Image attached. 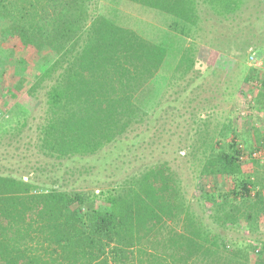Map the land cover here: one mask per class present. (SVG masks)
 Returning a JSON list of instances; mask_svg holds the SVG:
<instances>
[{"label":"trees","instance_id":"trees-1","mask_svg":"<svg viewBox=\"0 0 264 264\" xmlns=\"http://www.w3.org/2000/svg\"><path fill=\"white\" fill-rule=\"evenodd\" d=\"M211 23L218 32L207 39ZM18 48L46 66L0 90L1 101L22 95L14 107L27 112L0 144L32 133L43 159H86L185 109L179 149L198 193L188 198L168 161L97 193L0 163V264H264V127L240 132L229 117L187 110L189 96L219 88L226 66L246 70L247 57L264 55V0H0V78L15 66L23 74ZM241 81L264 116V73L247 69ZM253 152L263 159L240 160ZM208 177L227 189L198 186Z\"/></svg>","mask_w":264,"mask_h":264},{"label":"rangeland","instance_id":"rangeland-1","mask_svg":"<svg viewBox=\"0 0 264 264\" xmlns=\"http://www.w3.org/2000/svg\"><path fill=\"white\" fill-rule=\"evenodd\" d=\"M143 18H141L142 20ZM151 23L152 21H148ZM214 24V25H213ZM210 25H204L205 38L209 39L217 34V26L215 23ZM212 25V26H211ZM214 28V30H213ZM212 33V34H208ZM219 54V53H218ZM17 55L24 59L26 66L24 67L23 74H20V67H12L5 69V73L0 78V90L6 89L9 86L13 87L16 84L18 75L20 77H26L30 81L33 74L41 72L46 66L36 56L35 52L31 49H17ZM262 55L259 59H253L247 57L245 62L246 70L240 65L238 68L234 66H226L225 77L223 74L216 81H221L219 88L215 89L211 85L204 86L203 89L196 92L194 95L198 96L194 99L193 94L187 98V100L193 99L194 103L188 106L187 110H195V120L200 117L204 118L206 115L216 114L217 119L229 117L234 121H237L238 130L244 131L251 124L255 127H264V116L257 114L250 109L248 104L250 96L244 98L240 91H246V87L241 78L247 73V69H258L264 73ZM210 84V83H209ZM242 91V93H243ZM10 93H6V97ZM43 91L39 90L38 99H41ZM198 94V95H197ZM15 100H0V122L2 129H8L13 126L18 115L24 117L27 112L24 108H15L18 105V99ZM246 100V101H245ZM217 105L213 110L206 109V111H200L207 107ZM13 109H11V108ZM198 109H195L197 108ZM186 110L183 109L178 115H186ZM175 113L167 115L165 119L160 120L158 123H151L138 127L132 132L127 134L125 138L121 139L118 143L109 146L102 150L98 155L94 157H88L86 159H72L68 161H55L46 160L36 154L31 148L29 143L34 142V134H28L27 139L21 136L20 142L17 145H8L6 142L0 144V156L2 157L3 165L18 166L23 170L28 171L29 177L33 175L34 170L32 168H45L43 175L55 177L59 179V183L68 190H86L98 192L99 189H106L109 184L121 180L126 175H131L140 172L145 165L155 163L159 160L170 162L173 169L177 172L183 185L186 188L188 198L192 201L193 197L197 198L198 189L195 188L193 181V174L189 167L188 159L184 158V151H180V141L188 140L187 132L190 131L186 124ZM36 116V114H34ZM187 118V116H186ZM250 121V122H249ZM175 122L179 125L176 126ZM35 122H31L34 126ZM185 127V128H184ZM30 140V141H29ZM187 144V142H186ZM185 144V145H186ZM263 159L262 155L260 157ZM214 182L220 188L228 187V183L223 179L212 180L211 178H203L199 185L204 189H208L214 185ZM197 185V184H196ZM98 207H102L101 203L97 204ZM194 208L198 211V208L193 202ZM259 235L264 238V222L259 225ZM233 236L241 238L254 237V235H248L245 232L239 234L233 233Z\"/></svg>","mask_w":264,"mask_h":264},{"label":"built area","instance_id":"built-area-1","mask_svg":"<svg viewBox=\"0 0 264 264\" xmlns=\"http://www.w3.org/2000/svg\"><path fill=\"white\" fill-rule=\"evenodd\" d=\"M251 61H253V58H251ZM261 157V152H253L248 155H243L240 157V160H247V159H259ZM261 159V158H260Z\"/></svg>","mask_w":264,"mask_h":264}]
</instances>
